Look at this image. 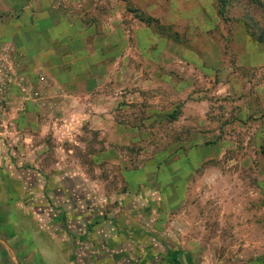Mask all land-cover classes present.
<instances>
[{"label":"rangeland","instance_id":"obj_1","mask_svg":"<svg viewBox=\"0 0 264 264\" xmlns=\"http://www.w3.org/2000/svg\"><path fill=\"white\" fill-rule=\"evenodd\" d=\"M260 2L215 0V42L196 34L200 45H190L181 22L160 30L178 46H150L139 61L131 44L125 89L107 91L111 62L101 65L84 82L102 90L98 109L72 97L24 142L23 158L0 145V264H264V88L238 91L235 65L238 27L264 50ZM131 6L155 21L138 0ZM215 47L222 74L176 65L185 49L217 64ZM262 63L247 81L264 85ZM154 64L165 84L158 93L137 84ZM168 73L183 86L178 103ZM192 86L207 88V102L186 109Z\"/></svg>","mask_w":264,"mask_h":264},{"label":"crops","instance_id":"obj_2","mask_svg":"<svg viewBox=\"0 0 264 264\" xmlns=\"http://www.w3.org/2000/svg\"><path fill=\"white\" fill-rule=\"evenodd\" d=\"M131 4L132 0H0V74L3 78H12L10 83L6 82L4 99L0 101V145H4V151L11 150L23 158L24 151L29 149L24 142L35 140L38 137L35 131L45 129L52 110L65 109L72 97L77 99L85 95L87 104L98 109L97 92L102 90L95 86L90 92L89 83L85 89L84 82L96 76L98 67L111 62L110 79L108 77L111 84L106 86L107 91H116L111 90L115 82L124 85L123 79L131 68V44L136 46V57L142 61L147 59L143 50L150 46L180 44L172 37L162 35V28L177 31L183 29L182 22L187 28L189 44L198 46L200 43L193 39L196 34L215 42L216 34L212 31L223 24L214 6L215 0H138L139 12L148 13L155 19L153 23L136 17ZM132 15L135 17L130 21ZM242 31V27H238L235 63L238 91L249 87L254 92L258 87L263 89L264 85L258 86L247 80L254 77L255 67L263 65L264 50L260 51L259 46ZM185 50L183 58L176 56V65L187 64L200 75L216 71L222 74L227 69L219 57L221 49H218L219 53L215 47L218 63L212 65L198 63L201 57L192 49ZM158 53L153 60L161 61L169 56L167 54L164 58ZM169 54L171 57L172 53ZM158 71L159 66L154 64L149 77L139 79L137 84L147 88L152 86L154 93H158L165 85L156 74ZM244 72L250 74V79H244ZM168 74L170 79L166 82L170 84L166 87L175 96L171 99L178 103L176 96L183 92L179 88L182 85L172 82ZM193 89L192 95L182 100L186 109L207 102L202 96L208 93L207 88ZM93 93L95 95H91ZM240 102L247 100L243 97Z\"/></svg>","mask_w":264,"mask_h":264},{"label":"built area","instance_id":"obj_3","mask_svg":"<svg viewBox=\"0 0 264 264\" xmlns=\"http://www.w3.org/2000/svg\"><path fill=\"white\" fill-rule=\"evenodd\" d=\"M6 86V78L0 74V101L4 99V90Z\"/></svg>","mask_w":264,"mask_h":264},{"label":"trees","instance_id":"obj_4","mask_svg":"<svg viewBox=\"0 0 264 264\" xmlns=\"http://www.w3.org/2000/svg\"><path fill=\"white\" fill-rule=\"evenodd\" d=\"M218 1L224 5L225 3H227L228 0H218ZM252 1H253V3H255L257 5H261L260 0H252ZM256 9H257L256 11H259L260 8L257 7Z\"/></svg>","mask_w":264,"mask_h":264}]
</instances>
